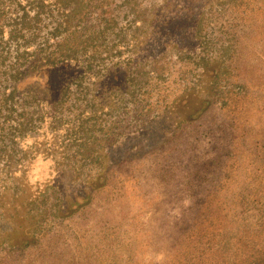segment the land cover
<instances>
[{"label": "rangeland", "instance_id": "rangeland-1", "mask_svg": "<svg viewBox=\"0 0 264 264\" xmlns=\"http://www.w3.org/2000/svg\"><path fill=\"white\" fill-rule=\"evenodd\" d=\"M45 2L0 0V264L264 256V0Z\"/></svg>", "mask_w": 264, "mask_h": 264}, {"label": "trees", "instance_id": "trees-1", "mask_svg": "<svg viewBox=\"0 0 264 264\" xmlns=\"http://www.w3.org/2000/svg\"><path fill=\"white\" fill-rule=\"evenodd\" d=\"M23 0H19L18 5L20 7L23 8V12L21 14H19V12H16V16L14 18V22H15V26L14 28L10 31V36H12L13 38L15 36H17V34H21L22 37L24 36V32L26 30V28L29 27V22H27V19L32 18V20H35L36 17H38L40 15V7H44L46 6V0H25L26 3L23 4V2H21ZM72 0H57V7L61 8L64 10L63 14L66 17H72L74 14L72 11L69 10V12H65V9H67L66 7L71 3ZM38 8L37 11H35V13L30 17L31 13H30V8ZM18 19V20H17ZM72 26L71 20L67 19L66 21H61L59 24H57V26H55V30L58 31L59 33L63 32V31H68L70 30ZM18 37V36H17ZM25 51V50H23ZM21 53V52H19ZM64 61V60H63ZM51 63H56V62H52ZM22 72L17 71L16 72V80H18L17 77L21 76ZM12 95V92L11 94ZM258 254L260 255L261 252H258ZM250 264H264V256H261V258L257 261V258L254 259Z\"/></svg>", "mask_w": 264, "mask_h": 264}]
</instances>
